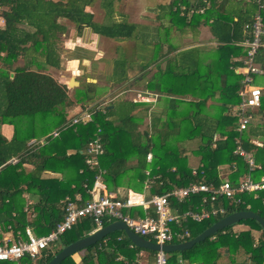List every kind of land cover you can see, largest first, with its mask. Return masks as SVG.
<instances>
[{"label":"trees","instance_id":"obj_1","mask_svg":"<svg viewBox=\"0 0 264 264\" xmlns=\"http://www.w3.org/2000/svg\"><path fill=\"white\" fill-rule=\"evenodd\" d=\"M0 1L5 20L4 26L0 27V125L8 123L13 126L9 140L0 133V225L5 230L18 232L21 240L26 239V227L40 236L63 219L68 200L79 205L89 200L88 190L95 172L85 165L80 150L98 129L104 146L99 163L106 170V187L112 191L121 187L118 197L125 196L127 189H132L149 198L194 182L218 184L228 180L237 185L240 177L247 173L246 163L234 153L238 136L241 148L250 152L259 165L252 173L253 179L264 174V96L261 93L257 107L262 119L252 122V118L239 135L236 106L243 76L231 68L241 62L232 61L229 56V53L234 56L242 54L243 60L246 56L247 46L242 48L238 43L250 38V26L257 11L256 0L245 3L243 0H207L210 4L203 13L191 14L189 8L204 6L203 0H196V4L192 3L193 0H179L185 4L183 16L179 15V5L173 11L174 5L168 4L171 22L161 28L159 25L139 27L128 22L125 15L121 20H115L113 15L120 0ZM173 1L176 3L177 0ZM96 4L102 13L101 20L95 19L93 11L85 9L87 6L96 7ZM261 14L264 29V9ZM186 15H191L189 20ZM198 21L210 24L218 45L217 57L211 54L206 61V53L202 54L204 63L196 59V49L175 52L169 40L171 31ZM70 26L76 32L87 27L108 38H134L146 45L153 44V56L144 68L149 75L144 88L161 96L156 102L157 109L150 113L151 118L159 119L151 134L146 127L140 128L147 110L131 114L147 103L113 96L126 90V84L136 78L127 72L131 68L127 60L122 61V72L117 68L114 73L111 70L108 85L98 86L84 81L82 86L72 88L75 102L84 107L90 105L92 120L63 128L68 120L67 108L74 101L68 96L70 88L58 83L47 70L60 67L63 37ZM145 34L149 37L144 38ZM165 43L167 49L163 50ZM260 52L255 61H261L264 66V51ZM156 55H159L158 60ZM19 59H22L21 64H17ZM163 62L164 65L160 66ZM208 97L211 102L206 105ZM55 129L59 130L58 135L49 136ZM32 138H45L46 142L30 149L27 142ZM148 153H151L150 160L146 158ZM14 157L17 161L11 163ZM192 158L195 165L190 163ZM25 164L31 166L29 171L25 170ZM222 167L226 168L225 174ZM44 170L58 172L61 177L44 178L41 176ZM28 173L30 176L22 180ZM24 192L39 196L32 210L31 205L25 207ZM239 197L249 204L248 210L264 218V191L257 196L240 193ZM223 204L228 213L246 209L241 204L234 206L226 201ZM177 206L182 211L188 203ZM132 213L143 214L139 207ZM220 218L184 223L190 232L188 240ZM107 223L104 220V225ZM241 223L247 225V229L238 233L233 231L232 227ZM235 224L217 231L190 249L166 253L167 264H179L177 253L181 260L203 264H218L224 256L229 263H234V256L243 253L248 255L250 263L264 264V232L260 224L254 219H243ZM93 228L92 219L80 218L37 258L25 256L17 262L0 264H45L63 245L86 236ZM251 231H260V234L254 236ZM121 234L120 239L115 238L108 247L98 249L102 241L99 240L85 248L87 252L81 257L80 264H138L135 255L142 248L130 247L129 240L123 232ZM146 239L150 240L149 237ZM59 264L78 263L67 256Z\"/></svg>","mask_w":264,"mask_h":264},{"label":"built area","instance_id":"obj_2","mask_svg":"<svg viewBox=\"0 0 264 264\" xmlns=\"http://www.w3.org/2000/svg\"><path fill=\"white\" fill-rule=\"evenodd\" d=\"M203 2L204 6L190 7L188 13H203L208 6V1L203 0ZM256 4L257 11L253 15L250 26V38L243 42L247 46V53L242 67L239 68V73L243 75L242 86L238 91L240 99L236 106L238 118L236 131L239 135L251 121L253 111L259 106L261 98V87L253 83V75L264 72V69L255 62L258 50L263 45L264 29L261 12L264 9V0H256ZM3 8L0 1V27L5 24ZM184 8V6L181 7L182 10ZM246 28L249 27L246 26ZM158 97L159 94L156 92L141 90L135 93L133 101L147 103L151 106L155 104ZM91 120V107L86 106L72 113L63 128L77 123H88ZM58 133L59 130L55 129L49 133V136L55 137ZM45 142V138L38 140L32 138L27 142V147L31 149ZM235 143L234 153L241 156L247 165V173L240 177L237 185H233L228 180H222L218 184L194 182L185 186L173 187L163 194H153L149 198H146L143 193L131 190H128L125 196L118 197L106 187L104 179L106 170L99 163V156L103 153L104 146L100 129H98L95 136L80 150L84 156L85 165L95 172L92 185L88 190L89 200L82 205L68 200L63 219L50 231L40 236L34 235L31 229L26 227V239L21 240L14 236L3 235L0 229V262H17L25 256L30 259L37 258L43 249L57 241L64 232L83 217L92 219L94 228L91 232L103 227L104 220L108 222L121 220L136 234L145 238L149 237L150 241L160 245L176 244L188 240L190 232L183 226L184 223L200 222L211 217L227 215L228 209L223 204L224 199L228 201V204L234 206L241 204L248 209L249 204L242 201L239 194L247 193L257 196L259 192L264 191V174L257 180L252 177L253 171L259 167L253 155L241 148L239 136L236 137ZM255 143L258 144L257 141ZM146 158L150 160L151 153H148ZM16 161L17 158L10 160L11 163ZM180 203H188V207L180 211L177 206ZM138 207L142 209V215L132 213V210ZM108 243L109 240L103 239L98 249L102 247V244L107 245ZM151 264H167L166 253L161 250L156 251ZM180 264H182L181 261Z\"/></svg>","mask_w":264,"mask_h":264},{"label":"crops","instance_id":"obj_3","mask_svg":"<svg viewBox=\"0 0 264 264\" xmlns=\"http://www.w3.org/2000/svg\"><path fill=\"white\" fill-rule=\"evenodd\" d=\"M125 1H127V0H125ZM243 1H244L243 3H245L247 0H243ZM179 2H180L179 0H177L176 3H174L173 0H150V4L145 6L147 11H149V12L152 11L153 13L155 12L154 13L155 17L153 19H150V20H149V16H150L151 12L148 16L145 15V17H143L142 21H136L135 19H131V17L135 18L134 14L131 15L132 11H130L129 13H127L126 11L120 12V11H116V8H115V12H114L113 17L115 20L118 21V20H121L122 17H124V15H125L128 22L136 23L139 27L140 26H149V27L155 26L156 27V25H159L160 28L162 26L167 27L171 22L170 21V13H169L170 6H168V4L175 6V7L173 6V9H171L173 11L176 10V6L179 5V9H180L179 15L183 16V14H184L181 7L185 6V4H183L181 2L179 4ZM192 3L196 4V0H193ZM209 4H210V2L208 1V6H209ZM98 13L99 12L97 9L94 12V14H96L95 19H97L98 16L100 17V15ZM101 15H102V13H101ZM186 17L189 20L191 15L190 16L186 15ZM155 19H157V22H155ZM233 19L235 20L236 18H233ZM211 21L212 20L210 19L209 23ZM209 23L204 24L203 21H198V23L193 22L188 26H183V28L181 27L182 29H176L178 31L172 32L171 38H169V40L175 49L174 51L179 52L181 50H186V49H190V48L196 49L197 50V53L195 54L196 59L199 61L201 60L202 63H204L202 61V60H204V57L202 56L203 53H206V58H207L206 61H209L208 58L210 59L211 54H213L214 57H217V55H218L217 54V49H218L217 46L218 45H217V43L213 37V34L211 33ZM97 35H99V34L92 32L87 27H84L81 31L76 32L74 27L70 26L68 28L67 35H65L63 37L64 51L62 52V55H61L60 67L55 68L57 70H60L61 74L59 76L61 77L62 80L60 78H59V80L54 78L52 76V74L49 73L54 79L57 80L58 83L66 84L70 88V90L68 92V96H69L70 100L72 99L74 101V103L72 105H70V107L67 108L68 109L67 110L68 111V116H67L68 118L71 116L72 113H75V111H77L79 108H85L86 107V106L85 107L82 106V104H78L77 102H75V100L73 99V96H72V88L80 85V81L78 80V77H82V79H84V81H89L88 76H90V75L97 76V73H99L100 70H103L101 72V74H105V75H101L99 78L95 77L96 79H90V81L95 82V83L99 82L100 85H108L107 82L105 83L103 81H108L107 74L108 75L110 74L111 69H110V66H109V68L106 67L107 65H106L105 61H104V64H105V66H104L103 62L100 60V58L103 57V56H101L103 54V51H102V47L100 48V47L96 46L97 45ZM243 42L244 41H242L241 43H238V45L241 46L242 48L245 47ZM164 47H165V49H167L166 43L164 44ZM260 50L264 51V41H263V45L258 50L257 57L261 53ZM99 53H100V55H98ZM241 55L242 54L234 56V54L229 53V56L231 57L232 61H240L241 62L240 65H234L233 64L231 66L233 71L237 74H240V75H242V74L239 73V68H241L242 64H243V62H242L243 56H241ZM255 62L258 66H260L264 69V66L262 65L261 61L258 60ZM129 64L133 66L132 63H129ZM51 69L52 68L50 67L47 71H52ZM127 72L130 74V77H136V78L132 79V80H130V82H128V88L129 89L124 90L123 92H118L117 94H114L113 96H119V97H123L124 99H130L133 101V97H134L133 93H134L136 87L144 86L146 81L148 80L149 75L147 76L144 71H143V73L138 72V74L136 75V71L133 68L132 69L129 68V70ZM65 74H67V75H65ZM86 74H90V75L87 76ZM262 74H264V72ZM69 79L75 80L76 84L70 86L68 84ZM139 80L143 81V83L139 84L138 83ZM241 82H242V80H241ZM260 87H261V93H262L263 87L262 86H260ZM158 94L160 97L161 94L160 93H158ZM103 95L107 96L106 94H103ZM262 95L264 96V93ZM111 98H109V99H111ZM208 99H210V97L206 98V100H208ZM102 101H104V100H102ZM105 102H108V100ZM142 108H145V105ZM139 109H140L139 107L136 108L135 110H133L131 112V114H135ZM258 119H262L261 115L259 117H257L256 120H258ZM149 122H150V120H149ZM154 125H155V123H154ZM0 133L7 140H9L13 134V126L11 124H8V123L1 124L0 125ZM68 152H72V151L68 150ZM130 162H132V161H130ZM29 170H26V171H29ZM29 176H30L29 173L24 175L22 177V180L28 178ZM41 176L44 178H60L61 177L60 173L52 172L50 170H44L41 173ZM128 190L140 193V192L132 190V189H127V191ZM110 191L113 192L114 194H116V196H118V191L121 192L122 188L121 187L118 188L117 191H112V190H110ZM22 196L25 199V207L27 205H31V210H32V205L34 203H36L39 196L38 195H29L28 193H25V192L22 193ZM110 222H112V221H110ZM110 222H108V223H110ZM0 229L2 230L3 235L14 236V237L18 238V236H17L18 232L14 233L11 230H5L1 225H0ZM232 229H233V231L238 233L239 231L246 230L247 225L242 224V223L241 224H235L232 227ZM91 231L89 233H92ZM251 232L254 236H259V234H260V231H251ZM121 233H122V231L119 232L114 237H112V236L106 237L105 236L103 239L109 240V243L107 245L102 244V246L108 247L109 245H111L112 240H114L115 238L119 240L120 236L122 235ZM117 237H119V238H117ZM19 238H21V237H19ZM103 239H101V240L103 241ZM129 246L132 247L134 245L130 242ZM149 251H151V250H147V249L142 248V250H140L136 253L135 261L138 264H151L153 262V257H154L155 251H153L154 253H151ZM177 252H179V251H177ZM247 256H248L247 254L244 255L243 253L236 254L234 256V259H235L234 263H229L226 256H224L223 258H221L218 261V264H242V263L247 264V263H249ZM119 258H121V257H119ZM74 259H75V262L80 264L81 258H80V261L78 260V257H74ZM178 261H179V264H180V261L181 262L183 261L182 264H203L201 262H195V261L188 262L187 260H181V258H178Z\"/></svg>","mask_w":264,"mask_h":264},{"label":"rangeland","instance_id":"obj_4","mask_svg":"<svg viewBox=\"0 0 264 264\" xmlns=\"http://www.w3.org/2000/svg\"><path fill=\"white\" fill-rule=\"evenodd\" d=\"M149 4H150V0H127V1L121 0V1L116 3L115 8H116V11H120V12L126 11L127 13H129L130 11H132L131 15L134 14L135 18L131 17V19H135L136 21H142L143 17H145V15L148 16L150 14V12H151V14L149 16V20L153 19L155 17V15H154L155 12L154 13L152 11L149 12L145 8V6H147ZM95 6L96 7L87 6L86 9L95 12L98 9L97 8L98 5L96 4ZM98 12H99L98 14L100 15V17L98 16L97 20H101L102 15H101V11L99 9H98ZM155 22H157V19H155ZM171 32H175V31H171ZM146 37H149V35L145 34L144 38H146ZM96 46L100 47V48L102 47L103 54L101 56H103V57H101L100 60L103 62V64L105 61L106 65H107L106 67L109 68V66H110V69L112 70L113 73H114V70L116 68L119 70V72H122V70H123V66H122L123 62L122 61L123 60L130 61L129 63L133 64V66L132 65H130V66H132L131 69L133 68L136 71V75L138 74V72H140V73L143 71L147 72L146 69H144L145 65L151 61L150 58L153 56V52H154L153 44L146 45V44L140 42V40H135L134 38L117 40L115 38H108L105 36L97 35V45ZM162 49L165 50V47L163 46ZM98 55H100V53ZM155 57L157 58L156 60L159 59V55L158 56L156 55ZM153 59H155V58H153ZM153 59H152L151 66L154 63ZM21 63H22V59H19L17 61V64H21ZM163 65H164V62L160 66H163ZM104 66H105V64H104ZM51 70L52 71H47V72L51 73L54 78H56L58 80H59V78L61 79V77L59 76L61 74L60 70H57L55 68H52ZM102 71L103 70H100V72L97 73V76L86 74L87 76L90 75V76H88L89 81H87V82H91L92 84L98 85L99 82L95 83V82L90 81V79H96L95 77L99 78L101 75H105V74H101ZM113 73L111 75H114ZM65 75H67V74H65ZM110 77H111L110 74L109 75L107 74L108 80ZM78 80L80 81V86H82L84 84V79H82V77H78ZM69 81H70V79H69ZM103 82L108 83V81H103ZM138 83L142 84L143 81L139 80ZM253 83L256 85L258 84V86L263 87V90H262V94H263L264 93V74H254L253 75ZM103 87H106V86H103ZM125 88H126V90L129 89L128 83L126 84ZM141 90L146 91V89H144V86H142V87L138 86V87H136L135 91L133 90L134 93L133 92L132 93L135 95V93L137 91H141ZM261 100H262L261 102H263V99H261ZM210 102H211V99L205 100L206 105H209ZM156 109H157L156 103L154 105L151 104V106H150V104H145V108L141 107L139 109V110H147L149 112L148 114H146L145 121H144L143 125L140 127V128L146 127L148 129V134H151L153 129L156 128L158 126V123H159L158 118H156V117L151 118V115H150L151 111H155ZM260 115H261V113H260L259 109L255 108L253 111L252 122H257L258 120H256V119ZM149 120L151 123L149 122ZM154 123H155V125H154ZM190 146L194 147L195 145L190 144ZM190 163L192 165H195L196 164L195 159L192 158ZM24 168H25V170H29L31 168V166L28 164H25ZM225 170H226V168L222 167L221 171L224 172V174H225ZM224 201L228 202L226 199H224L223 202ZM119 232H121V231L112 232L109 236L114 237ZM86 252H87L86 249H82V250L72 254L71 258L74 259V257H78V260L80 261V258L83 255H85ZM176 258L177 259L180 258L179 253L176 254ZM74 261H75V259H74ZM188 262H190V261H188Z\"/></svg>","mask_w":264,"mask_h":264},{"label":"water","instance_id":"obj_5","mask_svg":"<svg viewBox=\"0 0 264 264\" xmlns=\"http://www.w3.org/2000/svg\"><path fill=\"white\" fill-rule=\"evenodd\" d=\"M33 70L36 69V66L33 65L32 67ZM12 75V73H11ZM73 81V84H68L74 85L76 84V81L73 79H70ZM243 219H254L256 220L263 232H264V218L261 217L259 214L248 210V209H243V210H238L234 211L231 213H228L227 215L221 217L218 219L216 222L212 223L210 226L205 228L202 232H200L198 235L195 237L180 242L176 244H158L155 242H152L150 240H147L143 236L136 234L132 230H130L124 222L121 220H114L107 225L99 228L98 230L87 234L86 236H83L81 238H78L77 240L63 245L62 248L53 255V257L47 261L45 264H59L63 259H65L67 256H71L72 254L85 249L91 245H94L96 242L99 240L103 239L105 236L108 234H111L112 232L115 231H122L126 238L136 247L151 250V251H163L165 253H170V252H176V251H184L186 249H190L193 245L196 243L203 241L205 238L213 235L219 230H222L223 228L235 224Z\"/></svg>","mask_w":264,"mask_h":264},{"label":"bare ground","instance_id":"obj_6","mask_svg":"<svg viewBox=\"0 0 264 264\" xmlns=\"http://www.w3.org/2000/svg\"><path fill=\"white\" fill-rule=\"evenodd\" d=\"M69 83H70V84H73V81H71V80H70V82H69Z\"/></svg>","mask_w":264,"mask_h":264}]
</instances>
